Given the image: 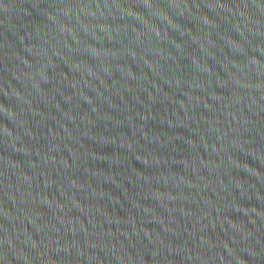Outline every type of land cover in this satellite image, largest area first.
I'll return each instance as SVG.
<instances>
[{
	"label": "water",
	"instance_id": "1",
	"mask_svg": "<svg viewBox=\"0 0 264 264\" xmlns=\"http://www.w3.org/2000/svg\"><path fill=\"white\" fill-rule=\"evenodd\" d=\"M0 264H264V0H0Z\"/></svg>",
	"mask_w": 264,
	"mask_h": 264
}]
</instances>
